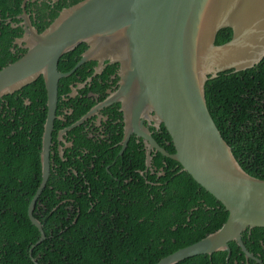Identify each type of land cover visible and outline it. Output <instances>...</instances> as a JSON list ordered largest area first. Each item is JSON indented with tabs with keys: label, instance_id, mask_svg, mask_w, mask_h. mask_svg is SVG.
<instances>
[{
	"label": "water",
	"instance_id": "water-1",
	"mask_svg": "<svg viewBox=\"0 0 264 264\" xmlns=\"http://www.w3.org/2000/svg\"><path fill=\"white\" fill-rule=\"evenodd\" d=\"M23 21L18 25L22 35L16 45H23L26 52L0 69V98L40 76L44 79L47 114L40 153L42 181L27 208L28 220L40 234L29 249L32 262L37 264L33 249L45 240L33 212L50 175L57 86L71 73L60 74L58 62L84 43L89 51L76 67L95 52L119 64V90L100 107L121 103L124 143L129 135H137L147 148L146 168L155 150L179 164L181 172L227 213L217 231L156 264H177L217 252L226 253L228 261L230 243L236 244L247 262L262 264L246 249L242 234L264 229V180L249 176L238 165L210 116L204 85L219 73L252 69L264 59V0H82L62 9L40 33L27 16L23 15ZM226 28L232 30L231 40L215 46L217 33ZM149 113L153 122L164 126L173 154L160 148L142 125Z\"/></svg>",
	"mask_w": 264,
	"mask_h": 264
},
{
	"label": "trees",
	"instance_id": "trees-1",
	"mask_svg": "<svg viewBox=\"0 0 264 264\" xmlns=\"http://www.w3.org/2000/svg\"><path fill=\"white\" fill-rule=\"evenodd\" d=\"M80 1L69 0L66 4V0H58L50 21L60 9ZM20 2L0 0L2 18L6 13L19 14ZM48 25L41 21L35 24L38 32ZM12 29L10 24L4 26L0 40L12 31L13 36L22 31L20 27ZM231 37V29H222L214 45H223ZM9 47L7 41L0 44V69L18 60ZM64 64L62 57L59 70L64 71ZM74 64L71 61L69 67L66 65L71 68ZM35 81L36 92L29 93L23 87L0 99V264H34L29 249L40 236L27 217L28 205L42 181L40 145L46 118L45 112L37 111L41 92L42 105L45 103L42 78ZM26 96L32 102L28 107L23 100ZM204 97L210 116L240 168L264 180V59L252 69L237 73L229 70L207 80ZM167 139L170 141L169 136ZM165 148L174 153L172 145ZM162 161L168 167L160 180L162 186L148 190L140 181L136 194L120 200L100 195L101 190L93 191L98 182L91 177L87 184H77L70 194L66 184L58 183L51 175L33 212L43 227L45 240L33 249L32 258L37 264H156L217 231L227 218L221 204L188 174L180 172L176 162L159 154L155 162L161 166ZM138 163L143 168L142 153ZM242 241L264 264V229L245 231ZM229 247L227 264L245 260L235 243ZM178 264H226V253L197 256Z\"/></svg>",
	"mask_w": 264,
	"mask_h": 264
},
{
	"label": "flooded vegetation",
	"instance_id": "flooded-vegetation-1",
	"mask_svg": "<svg viewBox=\"0 0 264 264\" xmlns=\"http://www.w3.org/2000/svg\"><path fill=\"white\" fill-rule=\"evenodd\" d=\"M20 1L19 14L10 16L9 13H6L4 19L0 14V31L8 24H10L11 30H14L12 27L18 28V25L24 22L23 15L27 16L37 32L38 29L35 24L40 21L42 23L48 22V24L52 22L50 21V12H55V5L58 0H51L50 2L48 0ZM44 2H46L45 6ZM68 3L69 0H66V4ZM70 6L72 5H67V7ZM2 33L1 31L0 35ZM11 33L13 31L9 35H4L0 44L7 41L10 45V51L19 59L26 52L23 45H21L22 47L16 45L17 40L21 38L22 31L19 32L18 36L10 35ZM11 39L12 43L10 44L9 40ZM80 45L83 46L78 48ZM80 45L72 50L74 52L70 51L72 52L71 55L68 52L62 56L65 62L64 71L59 70L62 64H59L60 67L58 68L60 74L71 73L60 79L57 86V104L49 152V165L52 174L49 177L53 175L58 183H65L70 194L74 193L77 184H87L88 177H91L98 182L93 186V191L101 190L100 195L105 194L108 197H115L117 200L136 194V188L140 181L144 182V186L148 190L155 186H162L160 180L166 176L165 170L168 167L163 161L161 166L156 164L155 159L159 154L155 153V150L152 151L153 159L150 167L146 169L145 152H147V148L143 140L137 135L131 134L125 143L123 141L126 123L121 110V103L116 102L107 107H100L103 102L112 99L119 90V64L110 63L100 53L95 52L92 58L76 67L81 62L83 55L89 51L86 44ZM71 61H74L75 64L71 68H67L66 64L69 67ZM35 82L24 86L29 89V93L37 91ZM41 83L44 89V79ZM41 97L42 92L40 93L41 106L37 111L45 112L46 115V91L44 105H42ZM23 100L26 107L32 104L28 96L24 97ZM151 117L152 114H147L142 125L159 147L169 153L165 148V146L172 145L171 141L167 139L169 135L164 126L153 122ZM78 122L77 126L72 127ZM42 136L43 131L41 150ZM140 153L144 156L143 168L138 163ZM79 187L80 190L83 189L81 186ZM56 192L59 195L62 193L59 190ZM87 192L90 193V188ZM119 206L121 205L119 204ZM238 255L240 256V254ZM233 264L249 263L246 260L238 261L235 259Z\"/></svg>",
	"mask_w": 264,
	"mask_h": 264
},
{
	"label": "clouds",
	"instance_id": "clouds-1",
	"mask_svg": "<svg viewBox=\"0 0 264 264\" xmlns=\"http://www.w3.org/2000/svg\"><path fill=\"white\" fill-rule=\"evenodd\" d=\"M144 143V142H143ZM145 145V144H144ZM159 154V153H158ZM145 156H146V152H145ZM164 158H166V157H164ZM152 156H151V161H152ZM168 159V158H167ZM169 160H171V159H169ZM145 162H146V158H145ZM179 165V164H178ZM180 166V165H179ZM145 167H146V165H145ZM181 167V166H180ZM147 169V168H146ZM180 172H181V170H180ZM243 242V241H242ZM255 257V256H254ZM257 258V257H256ZM251 260H249L248 261V263L250 262ZM228 262V261H227Z\"/></svg>",
	"mask_w": 264,
	"mask_h": 264
},
{
	"label": "bare ground",
	"instance_id": "bare-ground-1",
	"mask_svg": "<svg viewBox=\"0 0 264 264\" xmlns=\"http://www.w3.org/2000/svg\"><path fill=\"white\" fill-rule=\"evenodd\" d=\"M180 263V262H179ZM178 264V263H177Z\"/></svg>",
	"mask_w": 264,
	"mask_h": 264
}]
</instances>
